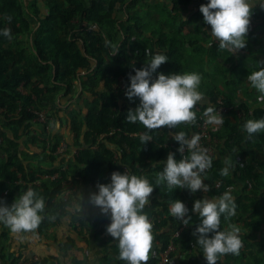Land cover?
I'll return each mask as SVG.
<instances>
[{
    "label": "trees",
    "instance_id": "obj_1",
    "mask_svg": "<svg viewBox=\"0 0 264 264\" xmlns=\"http://www.w3.org/2000/svg\"><path fill=\"white\" fill-rule=\"evenodd\" d=\"M39 1L0 0V109H3V112L4 108L8 107L15 110L17 99L23 97L18 87L21 84L26 87L35 84L33 79L35 76L42 78L43 82L41 80L39 82L43 84L37 83L32 88L34 94L41 101H54L57 106L60 105L57 100L60 95L72 96L74 80L78 79L87 92V111L83 134L85 147L79 151L78 155H75L73 160L77 167L76 179L81 180L85 186L98 190V184L111 183V174L117 171L122 173L124 167L131 168L134 174L145 175L155 187L149 198V204L143 210L154 226L153 245L156 251L155 253L151 251L148 264H207L202 248L196 244L197 237L193 235V232L182 231L179 236H173L183 223L173 218L168 211L169 201L180 200L192 216L189 225L198 227L201 221L198 213L192 212V209L197 199L204 198L203 191L191 193L188 189H169L166 181L156 185L157 173L162 172L166 167L169 153H174L177 161L182 159L181 154L170 147V143L180 146L173 139L174 133L184 131L188 136L196 134L199 116L195 124H181L175 129L165 127L149 132L139 122H126L128 111L135 110L134 103L126 95L122 98V92L119 93L120 91L115 89L114 85L118 83L119 78H122L130 87L129 74L135 75L134 69H143L157 52L181 59L183 52L179 51L180 43L177 44V41L182 42L187 36L193 37L199 47L203 43L211 46V53L214 59H217L216 64L219 65V59L215 57L216 50L220 49L219 42L211 35V26L204 23L205 28L199 29L197 24L201 17L200 7L208 4L210 0H168L164 3L165 14H176L175 17L184 14L187 15V19L184 20L181 16L179 24H176L173 18H164L165 25L173 27L172 29L177 30L178 33L170 31L171 37L168 38L174 43L169 42L168 45H166L167 34L161 33L155 36L156 39L153 40L157 43L154 42L153 45L156 44V48L149 45L151 42L146 41L148 39L145 36L146 32L138 23L143 18L131 13L137 4L148 2V0H131L130 3H128L129 0H92L89 7H86L84 0H63L62 2L43 0L49 8L48 14L43 17L38 9ZM259 8L253 9L251 16L257 23L256 28L264 27V12L262 20H256L258 17L256 11ZM124 9H126L125 12ZM120 11L129 16L127 28L123 32L117 26L121 17L117 12ZM9 16L12 18L11 21L17 24L18 32L23 33L26 38L33 33L36 35L34 48L29 52L26 51L27 49H22L20 52V55L24 54L22 67L18 65L20 64L17 60L18 48L13 50L4 44L6 37L2 32L6 28L11 29L7 21ZM77 19L85 22L84 25L79 23V27L75 26V29L82 34L71 38L67 34L75 30L70 28V24ZM186 27H189V31L182 37V29ZM61 28L65 33L63 36L58 35ZM11 34H13L12 30ZM119 34L122 35L120 43ZM178 34H181V38ZM132 40L138 47L136 51H131L128 47ZM115 43H119L120 50L113 54L111 46ZM259 53L264 59V46ZM186 59L184 61H195L193 57ZM91 62H94V67ZM233 64L234 62L232 66ZM187 68L188 65L186 66L185 63L171 65L166 63L157 69L152 79L158 78L160 73L183 74ZM167 69L171 71L167 72ZM82 71L86 72L87 78H84ZM98 82L103 83L101 90L97 89ZM205 94L209 99L208 106L216 105L217 99L224 96L226 106L237 105L244 108L247 119L264 118V105L254 108L250 113V109L244 104H237L236 94L226 92L219 85L210 84ZM25 97L29 100V96ZM139 104L138 99L137 107ZM234 111L236 110L229 112ZM7 113L8 109L4 113L6 120L3 131L0 130V203L11 206L19 194L26 192L29 188L33 189L44 197L46 203L45 212L42 213L46 218L38 228L43 233L49 221L47 217L55 216L56 220H59L63 215L64 207L69 202L57 205L55 198L62 191L61 179L41 178L42 169L29 159L27 152L18 143L19 130L33 115L25 108L17 116H8ZM196 113L200 112L196 111ZM235 120V114L232 118L229 116V120H224L221 128L213 130L212 136L214 141L220 142L225 149L227 147L229 155H232L237 162V171L234 170L235 172L229 173L228 176L220 174L225 166L223 163L225 158L218 155L213 144L216 152L210 155L213 158L212 167L203 174L204 183L210 186L209 192L212 197L221 196L224 190L227 191L229 188L233 190L238 182L242 183L239 192L231 191L236 200V215L230 221H225L222 215L221 230L227 228L228 223L235 224L240 230L243 246L238 256L232 254L221 256L217 264H264V213L262 211L264 209V159L258 158V155L264 156V131L254 134L253 138L249 139L243 127L245 122L239 126ZM145 132L152 137L146 145L136 135ZM112 146L120 150L118 158L115 157ZM239 156L242 159L249 156L252 163L247 164L245 160L239 162L241 159H238ZM48 172L54 174V170ZM18 174L21 175L22 183L20 184L16 183ZM91 195L92 193H89L82 202L87 215L85 218L92 222L98 234H103L109 226L108 216L102 215L98 208L91 205ZM79 220L83 224V219ZM2 227L4 229L5 225L2 224ZM5 234L6 230H3L2 235ZM171 244L176 248L170 253V258L174 262L160 263L161 253L165 252ZM73 247H75V241L72 237L59 244V248L64 253H69ZM118 256V241H116L111 248V255L102 258L99 264H127L126 261L118 259ZM20 257L0 252V258L8 260L6 264H18ZM51 259L53 261L50 264H54V261L57 264L60 262L59 257L51 256L32 264H48ZM70 264L96 263H89L85 258L73 255L70 257Z\"/></svg>",
    "mask_w": 264,
    "mask_h": 264
},
{
    "label": "clouds",
    "instance_id": "obj_2",
    "mask_svg": "<svg viewBox=\"0 0 264 264\" xmlns=\"http://www.w3.org/2000/svg\"><path fill=\"white\" fill-rule=\"evenodd\" d=\"M256 0H210L200 7L204 23L211 26V35L219 42V48L232 54L246 47V36L251 24L253 5ZM260 7L264 8V0ZM11 17H7L11 23ZM2 34L12 39L11 29L6 28ZM117 52V51H116ZM114 52L113 54H115ZM147 54V51H146ZM168 62L166 55L157 52L143 69H134L135 75L129 74L130 87L125 95L133 101L139 98L140 104L135 110H129L126 117L128 123H141L150 131L162 128H176L181 124H195L196 106L205 100L204 93L199 91L202 81L197 72L160 73L152 79L161 65ZM259 70H253L247 77L252 88L260 95L258 101H264V61L258 64ZM203 116L205 123L221 126L224 118L213 106L206 107ZM58 129L59 125H55ZM244 130L248 138L264 131V118L247 119ZM145 145L152 140L148 132L137 133ZM173 139L179 143L178 152L183 159L177 161L174 153H169L166 167L157 173L156 185L167 182V187L188 189L191 193L210 191L204 183L203 174L212 167L213 158L209 149L200 146L201 136L193 134L190 138L184 131L175 132ZM187 149V155H184ZM222 176H228L232 168L230 158H225ZM98 193H93L90 203L100 210L102 215L110 213L111 223L107 233L118 240V259L127 264H148L153 248V223L144 213L146 205L155 187L145 175L134 174L131 168L125 167V172L111 174V183L98 184ZM231 188L221 196L207 197L194 202L192 212L198 213L200 225L193 233L197 237L196 244L203 250L207 264H217L218 258L228 254L238 256L243 246L239 228L228 223L221 230V216L230 221L236 215V200L231 194ZM170 215L189 225L192 216L189 209L180 200L169 201ZM45 199L29 188L21 193L11 206L0 203V224L8 227L12 233H34L45 220ZM73 210L80 211L81 206L73 203ZM55 220V216L47 217ZM211 234V236H210Z\"/></svg>",
    "mask_w": 264,
    "mask_h": 264
},
{
    "label": "rangeland",
    "instance_id": "obj_3",
    "mask_svg": "<svg viewBox=\"0 0 264 264\" xmlns=\"http://www.w3.org/2000/svg\"><path fill=\"white\" fill-rule=\"evenodd\" d=\"M62 1L63 0H60V2ZM90 1L91 0H84L86 7L90 6ZM260 2H256L253 5L254 10L255 8L260 6ZM142 5L137 4V7L132 10L134 15L144 12H155L161 13L163 16L166 15L164 13L163 6L155 5L154 3L149 2L143 3ZM38 7V9L40 10V15L42 17L48 14L49 8L47 5H45L43 0L39 1ZM199 14L201 17L199 18L200 21H198L197 24L199 26V29H204V17L200 11ZM162 18L163 17H160L158 19ZM163 20L164 18L162 19V22L166 23ZM147 22L148 20L144 21V18L138 21L140 26L145 29L149 28L150 26V24ZM175 22L176 24H179L178 21ZM79 23L80 22L76 23L77 27H79ZM8 24L11 27L13 34H11L12 39H8L6 37L4 44L8 48L11 47V49L13 50H16L18 48L17 60L20 61V64L18 65L22 67L24 64V61L22 60L24 54L20 55V52L22 49H27L26 51L29 52L34 48V39L36 38V35L35 33H33L32 36L26 38L23 33L18 32L17 24H15V22L11 21V23ZM120 24H122V27L124 28V30H126L127 23L120 22ZM33 25H35V23H33ZM158 27L159 30L160 28H162L161 25H159ZM165 27L166 29H168L167 24ZM169 28L170 30H174L172 29L173 27ZM63 33L64 30L62 28L59 29L58 35L63 36L65 34ZM15 34L17 36H14ZM81 34V31L80 34H72L71 31L67 35H69V37L71 38H74L78 37ZM121 40L122 37L119 39V41ZM194 40L195 39H193V37H184L183 41H186L185 45H182L181 43V49L183 51L179 50L180 52H183V57L180 59L175 56L174 58L172 55L167 56V63H170V65L173 63H185L186 66L188 65V68L185 72H197L201 74L202 81L199 87V91L204 93L205 100L203 103H200L196 106V111H199L203 107L209 105V99L208 97H206L205 93L207 87L210 84L219 85L226 92L236 94L238 98L237 104H244L248 109H250L249 112L253 111L254 108L258 106L264 105V101L257 100V97L260 95V93L252 88L250 82L247 81V77L253 70H259L257 64L260 61H264L263 56L259 53L262 46H264V27H250L249 32L246 36V47L234 53L233 55L227 50L217 49L215 52V57L219 59V65L216 64L217 59H214V56L211 53V46L204 45L203 43L199 47ZM113 45L111 47L113 48V50H115L116 43ZM128 45L131 51L137 50L135 42L131 41ZM190 57H193L195 61L190 62L189 60H187ZM257 57H259L260 59ZM185 58H187V61H184ZM233 62L234 64L232 66ZM165 64H163L162 66H164ZM91 65L94 67V62H91ZM173 70L174 69H172V71ZM166 71L170 72L171 69H167ZM81 73L82 75H85L84 78H87L86 72L82 71ZM165 75L170 74L165 73ZM33 79L35 84L29 85V87L21 84L18 87V91L22 94L23 97L17 99V108L15 110H12L9 107L7 108V114L8 116H17L21 113V110L25 108L28 113H31L33 115L24 123L23 127L19 130L20 137L18 139V143L23 147L24 151L27 152L28 156L30 157L29 159H32L35 165L42 169L43 173L41 174V178L53 180L52 177L56 175L61 179L62 191L55 198V202L58 206L59 203L64 202H69V204L64 207L63 215L59 220L55 219L49 220L47 222L46 229L43 233H41L39 229H37L34 233L29 232L14 234L8 227L5 226L4 229L2 227V230H6V234L0 235V252H3L7 255L14 254L17 257L21 256L18 264H32L35 261H41L44 258L51 257V255L46 256L42 253L38 254L37 249L39 247H44L45 245L51 246L53 245V243H56L57 254H55V257H59V264H70V257L73 255L78 256L82 259L85 258L89 263L99 264L102 258L111 255V248L113 244L118 240L108 234L107 231L103 234H98L97 229L94 228L92 222L88 221L85 218L87 217V215L82 202L85 200L87 195H89V193H98V190L87 187L81 182V180L76 179L77 167L74 164L73 160L75 155H78L79 151L85 147L83 143V134L85 131L84 121L87 111V92L84 90L78 79L74 80V93L72 94V96L60 95L57 99L60 102V105L57 106L55 105L54 101H41V99L37 98V96L32 91V88L37 83H40L42 85L43 79L39 78L38 76H35ZM39 80H41L42 82H39ZM102 86V82L97 83V89L101 90ZM114 87L115 89L120 91L119 93L122 92L121 94L123 98L125 97L126 88L129 86L122 78H119L118 83H116ZM25 96H29V100H26L27 97ZM138 99L139 98H134L132 101L134 103L133 106L135 109L137 107ZM7 109L4 108V112L0 111L1 131H3V127L5 124L6 119L4 113L7 112ZM220 114L225 120H229V116L230 118H232L233 114H235V122L239 126H241L242 123L246 122L247 120V117L244 114V108H241L240 106L238 107L237 111L226 113L223 112ZM199 115L200 113H196L197 117ZM57 124L59 125L58 129L55 127V125ZM222 126L223 124L221 126H214V130L219 129ZM62 147L64 148V150H62ZM215 147L217 153L222 155L224 158L225 155L229 156L227 147L225 149L220 143H216ZM112 148L115 151V157L118 158L120 156V150L116 146H112ZM50 161L51 163H49ZM52 170H54V174H50L48 172ZM231 170L230 174H233V170ZM124 172L125 167L123 168L121 174H123ZM20 178L21 175L18 174V180L16 183H22V180ZM240 188H242V183L239 182L233 188L232 192H239ZM203 193L205 195L204 198L207 197L209 200L213 198L210 195V192ZM74 202L80 204V211L73 210L72 205ZM83 211L85 214L83 213ZM262 211L264 213V209H262ZM107 216L110 225V213ZM79 219H83V224H81ZM69 237H72L74 239L75 247H73L69 253H64L59 248V244L64 243ZM155 251L156 249L153 245L152 252L155 253ZM52 261L53 259H51L48 264H50ZM6 263H8L7 259L0 258V264ZM54 264L57 263L54 261Z\"/></svg>",
    "mask_w": 264,
    "mask_h": 264
},
{
    "label": "crops",
    "instance_id": "obj_4",
    "mask_svg": "<svg viewBox=\"0 0 264 264\" xmlns=\"http://www.w3.org/2000/svg\"><path fill=\"white\" fill-rule=\"evenodd\" d=\"M168 0H148V2L149 3H154L155 5H159V6H163V4L164 3H166ZM131 2V0H129V2L128 3H130ZM256 2H260V0H256ZM91 3H92V0L90 1V5H91ZM144 2H141V5L143 4ZM146 3V2H145ZM194 3H195V1H194ZM125 10L126 9H124V12H125ZM131 13H133V11L131 12ZM117 14H119V15H121V17H123V18H120L119 20H118V22H117V26L119 27V29H121V31L123 32L124 31V28L122 27V24H120V22H126L127 23V20L129 19V16H126L124 13H121V11L120 12H117ZM187 14H189V13H187ZM119 15H117V17H119ZM137 15H139V16H141L142 18H144V21L145 20H148V22L147 23H149L150 24V26H149V28H147V29H145L144 28V31L146 32V38H148V39H146V41H149V42H151V43H149V45L150 46H152V47H157V45L155 44V45H153L154 44V42L155 43H157V41H154L153 39H156L155 38V36H157V35H160L161 33H165V34H167V38L168 37H171V34H170V31H175V30H170V28L169 27H167L168 29H166V25H164L165 23H163L162 22V19L163 18H173L174 20H176V21H178V22H180V17L182 16V18L184 17V20H186L187 19V15H177V17H175V15L176 14H171V15H168V14H166L165 16H163L161 13H155V12H151V13H148V12H144V13H137ZM162 15V16H161ZM189 15H191V14H189ZM160 17H163L162 19H158V18H160ZM194 17V16H193ZM197 18H199L198 16H196ZM189 18V17H188ZM77 22H80L81 23V25H84L85 24V22H81V21H78V20H76V21H73L71 24H70V28H74V30H75V32L74 31H72V34H80V32H79V30H77V29H75V26H76V23ZM161 24H160V23ZM152 24V25H151ZM159 25H161V27L162 28H160V30L158 29L159 27ZM125 27H126V24H125ZM189 31V27H186V28H184V29H182V36H185V34L187 33ZM121 32V33H122ZM176 33H178V31L176 30L175 31ZM179 35V38H181L180 37V35L181 34H178ZM122 37V35L121 34H119L118 35V41H119V39ZM132 42H134L133 40H132ZM169 42H171V43H174L173 41H171V39L169 40V38L167 39V42H166V45H168V43ZM185 42L186 41H183L182 40V42H180V40L179 41H177V44H179V50L180 51H183L182 49H181V43H182V45H185ZM119 43H120V41H119ZM119 43H117L116 44V49L115 50H113V48H112V50L114 51V52H116L117 50H120V48H119ZM175 46H177L176 44H175ZM113 47H114V45H113ZM137 48V50H138V47H136ZM166 50V49H165ZM136 51V50H135ZM237 111V110H236ZM219 144L220 142H218V141H214L213 140V143H212V145L213 144ZM213 148H215L214 146H213ZM214 152H216V150L214 149ZM218 155L220 156V154L218 153ZM245 157V156H244ZM225 158H230L231 159V161H232V170H233V172H235L234 170H236L237 171V162L233 159V157H232V155H229V157L228 156H226L225 155ZM241 157L239 156V158L238 159H240ZM258 158L259 159H264V156H262V155H258ZM244 161L245 160V162L247 163V164H250V163H252V161L250 160V157L248 156H246L245 157V159H240L239 160V162L240 161ZM231 170V169H230ZM231 170V171H232ZM239 183V182H238ZM240 185V184H239ZM2 226H1V224H0V235H2ZM57 245H56V243H53V245H51V246H49V245H45L44 247H39L38 249H37V253L38 254H43V255H51V256H55V254H57V247H56Z\"/></svg>",
    "mask_w": 264,
    "mask_h": 264
},
{
    "label": "built area",
    "instance_id": "obj_5",
    "mask_svg": "<svg viewBox=\"0 0 264 264\" xmlns=\"http://www.w3.org/2000/svg\"><path fill=\"white\" fill-rule=\"evenodd\" d=\"M256 12L258 15V17H256V20L261 21L262 20V13L264 12V8L260 7L259 9H257ZM252 19L253 18H251V24H250L251 28L256 27V25H257V23ZM213 107L220 113H223V112L226 113V112H229L231 110H238L237 105L226 106L225 99L222 96L217 99L216 105H214ZM205 109L199 110L200 115H199V122L197 123V133L196 134H199L201 136L200 146L209 149V155H212V154H214V148L212 145L214 139L212 136V132H213L215 127L213 125H208L205 123V117L203 116ZM0 111H3V109H0ZM250 113H252V111H250ZM191 136L192 135H190L189 138ZM170 147H172L173 149L178 151V148L180 146L177 147V145L175 143H170ZM62 150H64L63 147H62ZM184 155H187V149H185ZM182 159H183V156H182ZM56 178H58V176H56V175H54L52 177V179H56ZM196 228H194L190 225L182 224V226L173 234V236H179L182 231H189V232L194 233ZM175 249H176L175 246L173 244H171L165 252L161 253L160 263H173L174 260H172V258H170V253L175 251Z\"/></svg>",
    "mask_w": 264,
    "mask_h": 264
}]
</instances>
